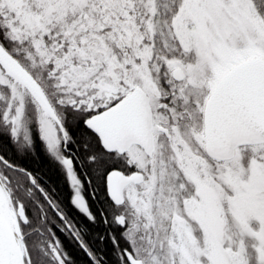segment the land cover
Here are the masks:
<instances>
[{
	"label": "snow or ice",
	"instance_id": "obj_1",
	"mask_svg": "<svg viewBox=\"0 0 264 264\" xmlns=\"http://www.w3.org/2000/svg\"><path fill=\"white\" fill-rule=\"evenodd\" d=\"M0 264H264V0H0Z\"/></svg>",
	"mask_w": 264,
	"mask_h": 264
}]
</instances>
